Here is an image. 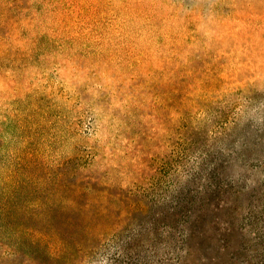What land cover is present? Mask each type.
Instances as JSON below:
<instances>
[{
    "label": "rangeland",
    "instance_id": "374dc122",
    "mask_svg": "<svg viewBox=\"0 0 264 264\" xmlns=\"http://www.w3.org/2000/svg\"><path fill=\"white\" fill-rule=\"evenodd\" d=\"M0 264H264V0H0Z\"/></svg>",
    "mask_w": 264,
    "mask_h": 264
}]
</instances>
